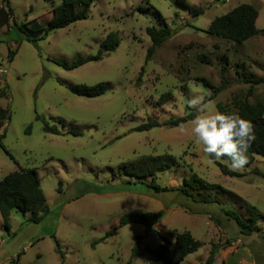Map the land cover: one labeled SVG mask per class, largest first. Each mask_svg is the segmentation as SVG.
<instances>
[{"label":"rangeland","instance_id":"374dc122","mask_svg":"<svg viewBox=\"0 0 264 264\" xmlns=\"http://www.w3.org/2000/svg\"><path fill=\"white\" fill-rule=\"evenodd\" d=\"M94 0L88 16L50 31L30 42L13 24L0 30V107L9 108L0 148V180L20 168H35L49 212L39 223L29 213L13 210L7 231L0 215L1 246L13 259L3 264H126L137 241L131 264H149L145 246L156 247L160 235L170 242L188 230L203 245L181 264H201L217 246L213 264H264V218L255 231L243 235L226 210L248 217L254 206L264 215V157L256 156L243 176L223 175L192 139L191 120L175 127L137 131L148 117L164 121L192 112L186 101L204 95L233 110L235 99L264 106V83L248 81L264 75V34L232 42L207 32L210 21L241 3L255 7V26L264 29V0ZM2 0H0V3ZM61 0H9L14 20L45 26L52 6ZM157 10L173 34L146 61L151 39L147 27L160 26ZM194 10L200 14H193ZM110 31L120 37L118 47L98 60L66 70L57 62L71 63L95 55ZM8 48L16 50L7 60ZM144 68L140 82V69ZM226 80L211 99L212 88ZM105 82L96 97L72 93V84ZM251 87V92L248 89ZM164 93L171 97L159 104ZM217 109V108H216ZM43 116L61 134L45 132ZM79 130L80 135L70 131ZM169 153L177 164L154 177L137 179L120 165L146 155ZM196 174L219 189L182 194L184 180ZM151 180L160 186L149 187ZM206 196L215 202L199 199ZM163 210L149 229L142 224L118 226L126 212ZM115 228L113 235L106 232ZM7 239V241H5ZM215 253V255L217 254ZM19 258L16 261V255ZM224 255V256H223Z\"/></svg>","mask_w":264,"mask_h":264},{"label":"trees","instance_id":"16d2710c","mask_svg":"<svg viewBox=\"0 0 264 264\" xmlns=\"http://www.w3.org/2000/svg\"><path fill=\"white\" fill-rule=\"evenodd\" d=\"M93 1L94 0H61L59 4L52 6L51 18L47 25L43 26L37 22L33 24L27 21L17 23L14 20V14L9 0H2L0 3V30L3 26L13 24L26 40L35 42L45 38L46 35L54 29L63 28L75 21L87 18L89 6ZM178 1L188 9H192L193 5L190 6L186 4L184 0ZM193 12V14H200V11L194 10ZM155 13L160 26L146 28V33L151 39V44L146 51V61L151 58L156 48L161 46V44L173 34V31L166 24L160 13L157 10H155ZM257 16L258 12L254 6L248 3H241L225 14L215 16L210 21L207 32L222 39L239 43L259 32L264 34V29L258 31L255 26ZM119 43L120 37L118 32L110 31L100 41L99 49L95 55L86 56L69 64L64 62L57 63L66 70L74 69L88 61L102 58L104 53L115 50ZM15 53L16 50L8 48L7 60L12 61ZM143 70L144 68L142 67L136 79L137 82H140ZM225 83L226 80L222 81L219 86L211 87L212 94L209 96V99L213 98L221 88L224 87ZM248 83L251 85L264 83V75L250 79ZM68 89L79 96L96 97L105 92L106 84L105 82H98L93 85L72 84L68 86ZM250 92L251 87L248 89V93ZM4 96L5 93L3 89L0 88V98ZM170 97L171 93H164L160 96L158 103L162 104ZM216 108L222 113L238 112L244 119L251 121L254 126L256 139L249 149V164L245 167L250 166L256 156L264 157V106L260 103H251L247 100L235 99L233 102V110L228 105L220 102L216 104ZM9 117V108L0 107V148H3L5 152L10 155L2 142L5 137V124ZM36 118L43 121V129L45 132L61 134L57 126L55 124L50 125L43 116L36 115ZM193 118L194 114L192 112L182 116L170 117L162 122L155 118L148 117L146 122L141 123L135 129L137 131H144L159 126L175 127ZM70 133L73 135H80L79 130H73L70 131ZM224 159L227 158L225 157ZM176 164L177 159L172 154L164 153L142 156L136 160L122 163L120 168L124 174L130 177L143 179L150 176L154 177L157 172L164 171ZM215 164L223 175L236 177L244 175L238 171L230 170L228 165L221 161H216ZM252 172L264 178V172L259 169L254 168ZM149 187L156 191L161 190L160 186L154 184L152 180ZM213 189L224 191L219 185L208 183L196 174H192L189 178L184 180L180 191L184 196L196 200L195 193L200 195V192L203 190ZM199 201L210 203L216 200L202 196ZM13 210L29 213L28 220L33 223H39L49 212L45 195L40 186V178L35 168H20L19 170L9 172L0 180V215L3 226L7 231L9 230L10 214ZM224 211L225 214L236 222L240 233L243 235H251L255 231L257 219L264 218V215L254 206L248 208L249 215L246 218L237 211L226 209ZM163 215V210L154 212H126L121 215L118 226H124L128 223H137L149 229L155 222L159 221ZM114 231L115 228L108 230L105 236L113 235ZM160 238L161 242L156 247L145 246V251L151 255L149 264H180L187 255L195 252L203 245V243L193 237L188 230L178 232L173 242H170L162 235H160ZM137 244L136 241L131 249L130 258L126 264H131L132 259L135 258ZM56 247L60 254L61 264H64V253L60 250L57 242ZM217 250V246L212 245L209 255L201 264H213ZM18 258L19 254L16 255V261ZM16 264H18V262H16Z\"/></svg>","mask_w":264,"mask_h":264},{"label":"clouds","instance_id":"9594fccd","mask_svg":"<svg viewBox=\"0 0 264 264\" xmlns=\"http://www.w3.org/2000/svg\"><path fill=\"white\" fill-rule=\"evenodd\" d=\"M186 107L196 110L191 120L192 139L201 146L209 163L221 161L232 171L244 170L249 164V149L256 139L251 121L238 112H220L204 95L188 99Z\"/></svg>","mask_w":264,"mask_h":264},{"label":"crops","instance_id":"0c3cea01","mask_svg":"<svg viewBox=\"0 0 264 264\" xmlns=\"http://www.w3.org/2000/svg\"><path fill=\"white\" fill-rule=\"evenodd\" d=\"M3 240L4 239H2L0 241L2 242ZM5 241H7V239ZM1 242H0V264H3L5 261L10 262L13 259V257H12V254L10 253L9 250H7L5 247L1 246ZM218 254H219V252H217V254L215 255V261L217 260L216 258L218 256Z\"/></svg>","mask_w":264,"mask_h":264}]
</instances>
